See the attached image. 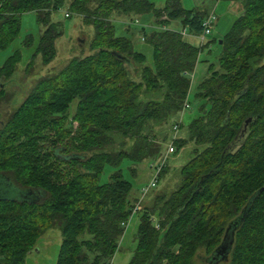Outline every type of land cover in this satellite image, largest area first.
I'll use <instances>...</instances> for the list:
<instances>
[{
  "label": "trees",
  "instance_id": "obj_1",
  "mask_svg": "<svg viewBox=\"0 0 264 264\" xmlns=\"http://www.w3.org/2000/svg\"><path fill=\"white\" fill-rule=\"evenodd\" d=\"M239 2V15L219 40L216 70L209 66L195 89L196 116L174 142L176 149L193 146L179 186L138 212L127 264H193L220 244L229 250L224 264H264V0ZM64 3L92 29L88 53L36 80L13 109L6 86L19 52L0 67V191L24 194L0 199V264H24L50 229L60 237L54 264H108L133 207L120 165L157 155L148 134L179 116L203 47L177 31L140 28L151 48L146 66L129 39L114 36L113 13L151 15L159 26L178 20L197 35L203 12L184 10L179 0L161 8L147 0H0V50L18 34L21 13L33 12L43 27L25 76L36 55L41 66L53 60L61 33L49 18ZM104 167L112 173L98 185Z\"/></svg>",
  "mask_w": 264,
  "mask_h": 264
},
{
  "label": "rangeland",
  "instance_id": "obj_2",
  "mask_svg": "<svg viewBox=\"0 0 264 264\" xmlns=\"http://www.w3.org/2000/svg\"><path fill=\"white\" fill-rule=\"evenodd\" d=\"M179 4L184 10L195 9L204 11L206 14L212 11L214 20L211 23L209 35L204 38L203 47L199 49L194 69L191 75H189L190 83L186 98L188 109L181 117L180 115L177 118L175 116L169 122L152 126V132L148 134V137L157 148V155L152 160L145 159L132 167L129 166L130 164L127 161H123L120 165L119 170L122 179L131 186L127 201L131 205L134 204V206L140 199V189L147 184L151 176L148 164L150 162H158L163 157L167 144L171 141L170 128L172 123H179V129L175 139L185 138L186 127L196 116L199 104L193 101L195 89L206 78V70L209 66H212L213 71L216 70V63L220 52L218 41L228 32L232 22L241 11L239 0H219L216 3L213 0H180ZM216 5L218 6L216 7ZM65 13L69 15L66 18L64 17ZM49 19L50 22L57 24L61 35L54 41L55 55L47 66H41L39 55H36V58L33 60V71L29 76H25L23 73L25 66L31 60L37 38L43 30V27L35 21L33 12H24L19 15L18 34L5 48L0 50V67L13 52L18 51L20 54V60L15 66L13 76L6 86V91L13 94V98L8 103L11 109L15 108L21 102L28 89L36 80L55 75L71 59L82 57V55L88 53V44L92 37V29L90 26L83 25L78 15L68 12L66 3L58 10L52 12ZM109 21L113 25L114 36L129 39L132 43L133 50L142 53L145 58V65L150 66L151 48L147 43L142 41L143 36L140 33V28L143 27L146 34L161 27L153 22L151 15L133 18L132 16L113 13L109 16ZM134 21L137 23H133ZM162 26L167 30H182L178 20L170 21L168 24ZM26 38H31L30 47L24 45ZM183 40L195 47H199L198 40L193 35L187 33L183 36ZM145 100V97L142 98V101ZM73 108L74 104H71L69 106V112H72ZM4 113L5 111L0 110V119H2ZM175 141H173V153L165 158L164 169L159 176L156 187L150 189L140 202V211L150 209L156 197H167L178 188L180 182L179 171L190 159L193 146L187 143L181 149H176L174 148ZM112 149L117 150V144ZM131 170L133 171L132 173L130 172ZM111 173V168L104 167L97 184L103 185L107 183ZM0 197L1 199L11 200H19L20 198L16 192L10 191L9 189L1 190ZM138 216L139 214H134L130 217L110 264H127L129 262L135 248L134 235L138 224ZM59 243L60 237L58 231L55 229L47 230L37 239L34 248L26 255L24 264H54ZM205 257L200 252L193 260V264H205ZM224 263L217 261L213 264Z\"/></svg>",
  "mask_w": 264,
  "mask_h": 264
},
{
  "label": "built area",
  "instance_id": "obj_3",
  "mask_svg": "<svg viewBox=\"0 0 264 264\" xmlns=\"http://www.w3.org/2000/svg\"><path fill=\"white\" fill-rule=\"evenodd\" d=\"M215 3L219 0H213ZM68 16V13L64 14V17L66 18ZM214 20V16H213V12L211 11L210 13H207L205 15H203L201 22H200V32L197 35H194L199 43V47L203 46L204 43V38L209 35L210 32V26L211 23ZM133 23H137L136 21H134ZM143 29V27H142ZM156 30H161V31H165L167 30L165 27L161 26L159 28H157ZM173 31V30H170ZM181 36H184L186 33L185 29H182L181 31H177ZM188 109V104L187 101L185 100L182 104L181 110H180V117L181 115ZM179 129V123H175L173 125H171L170 128V133H171V141L167 144L166 149L164 151V155L163 157H161L159 159L158 162H150L148 164V169L151 172V176L147 182V184L145 186H143L139 193H140V199L137 201V203L135 204V206L133 205L132 210H131V214L128 217V220L125 222L123 229L126 227V224L128 223L130 217L134 214H138L139 210V204L142 201V199L145 197V195L148 193V191L150 189H154L158 183V179L159 176L162 172V170L164 169V164H165V158L168 155H171L173 153V141H175L176 139V135H177V131ZM112 259V258H111ZM111 263V260H109L108 264Z\"/></svg>",
  "mask_w": 264,
  "mask_h": 264
},
{
  "label": "water",
  "instance_id": "obj_4",
  "mask_svg": "<svg viewBox=\"0 0 264 264\" xmlns=\"http://www.w3.org/2000/svg\"><path fill=\"white\" fill-rule=\"evenodd\" d=\"M219 43H220V41H218V44ZM16 193L20 196V198L24 197L23 193H18L17 191H16ZM20 198H19V200H20ZM0 199H1V197H0ZM9 200H11V199H9ZM227 230H228V228H227ZM227 230H225V235L227 233ZM230 244L231 243L228 244L229 247H230ZM228 251L229 250H228L227 246H223V245L221 246V244H220V246L214 250L213 254L205 261V264H210V262H213V261L225 262ZM213 263H215V262H213Z\"/></svg>",
  "mask_w": 264,
  "mask_h": 264
},
{
  "label": "crops",
  "instance_id": "obj_5",
  "mask_svg": "<svg viewBox=\"0 0 264 264\" xmlns=\"http://www.w3.org/2000/svg\"><path fill=\"white\" fill-rule=\"evenodd\" d=\"M148 2H150V3H152L153 4V6L155 7V8H161L162 6H163V4H164V1L165 0H147ZM180 1V0H179ZM218 5H216V7H217ZM203 12V14L205 15L206 13L204 12V11H202ZM183 37V36H182ZM134 205V204H133ZM132 205V206H133ZM122 237V236H121Z\"/></svg>",
  "mask_w": 264,
  "mask_h": 264
}]
</instances>
